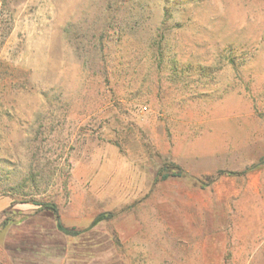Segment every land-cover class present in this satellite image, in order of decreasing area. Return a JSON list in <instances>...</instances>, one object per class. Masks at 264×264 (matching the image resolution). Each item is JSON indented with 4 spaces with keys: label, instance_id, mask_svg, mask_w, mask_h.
<instances>
[{
    "label": "rangeland",
    "instance_id": "374dc122",
    "mask_svg": "<svg viewBox=\"0 0 264 264\" xmlns=\"http://www.w3.org/2000/svg\"><path fill=\"white\" fill-rule=\"evenodd\" d=\"M260 160L264 0H0V264H264Z\"/></svg>",
    "mask_w": 264,
    "mask_h": 264
},
{
    "label": "trees",
    "instance_id": "16d2710c",
    "mask_svg": "<svg viewBox=\"0 0 264 264\" xmlns=\"http://www.w3.org/2000/svg\"><path fill=\"white\" fill-rule=\"evenodd\" d=\"M104 32H105V28H104V26L101 28V32H100V35H99V40L101 39V37L103 38L104 37ZM101 44H102V42L101 41H99V46L101 47ZM261 165H264V161L263 160H260L259 162H257V163H255V164H253V165H251L249 168H246L245 170H244V172L246 171H248V170H250V169H252V168H255V167H258V166H261ZM228 174H232V173H228ZM169 176H176V177H179V176H181V173H180V171H173V172H169V171H166L165 173H163L162 175H161V178L162 179H166L167 177H169ZM193 179V181H195V182H198V180L197 179H194V178H192ZM40 206H42V208H47V209H50V210H52L53 211V213H54V217H55V220H56V226H57V228H58V230H60V231H62L63 233H67V234H76V232H77V230H74V229H72V228H68V227H66V226H64L62 223H61V221H60V219H59V215H58V212H57V209H56V207H55V205L53 204V203H43V204H40ZM103 214H99V215H97L93 220H92V222H91V225H93V224H95L96 222H98L99 220H101L102 218H103Z\"/></svg>",
    "mask_w": 264,
    "mask_h": 264
}]
</instances>
